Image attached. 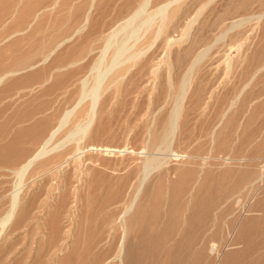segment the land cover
Returning <instances> with one entry per match:
<instances>
[{
  "label": "bare ground",
  "instance_id": "obj_1",
  "mask_svg": "<svg viewBox=\"0 0 264 264\" xmlns=\"http://www.w3.org/2000/svg\"><path fill=\"white\" fill-rule=\"evenodd\" d=\"M7 1L0 0V4ZM214 1L124 0L119 4L120 16L112 20L105 30L97 33L102 44L93 65V84L86 89L88 77L81 79L80 95L61 113L37 147L14 169L17 184L8 208L0 217L1 230L7 225L16 228L28 212L26 202L20 203L19 192L23 178L30 172L33 164L50 151L68 146L65 152L55 155L59 160L55 161L49 170L59 171L61 165L69 162L78 163L77 168L89 164L90 170L92 162L106 165L113 171L128 169L124 175L111 177L112 183L108 186L110 191L107 198L109 202H119V206H116L114 212L103 217V221L110 224L106 238L110 240L117 237L112 258H116L121 264H137L135 257L131 256L132 252L136 249L144 250L160 231L165 235L175 234V241H183L186 246L197 240L198 251L203 252L202 230L209 216V207L217 204L220 197L240 187L248 190L244 199L237 196L234 201L241 208L228 230L226 239L229 240L233 235L243 246L226 251L219 264H229L228 262L236 256L240 257L238 261L243 260L244 263L245 254L247 256L249 252L252 253L255 248L253 246H257L264 239V213L257 217L247 209L250 203L253 204V195L264 185L262 175L253 177V144H250L253 140L250 130L253 123L251 102L254 94L264 93V85L253 91V83H257L258 74L264 69V49H258L255 53L245 52L251 42L253 19L264 26V0H221L218 8L213 5ZM56 2L57 0H54L50 6L53 7ZM151 3L154 5L150 7ZM92 5L94 6V0H90L82 21L71 33L58 40L42 61L57 47L81 34L89 23ZM36 15L38 12L34 17ZM174 45H178L175 50ZM212 63L222 64L226 80L231 76L233 68L240 67L241 80L230 93L218 94L217 82L208 84L201 75L199 79L194 80L196 70H199L202 64L204 66ZM159 64H164L167 68L166 94L172 95L170 108L166 112L163 111L165 104L158 103L161 94L156 93L154 98L151 96L147 120L139 124L138 128L136 125L137 129L131 128L132 118L130 120L129 117L125 118V123L119 130L106 127L105 119L100 114L104 105V101L100 100L102 90L122 84L132 70L125 83L131 84L129 88L134 91L133 84L140 94L145 82L149 81L151 86L155 87ZM16 71L1 73L0 83ZM173 73L178 76L177 88L174 90L172 86L175 81L171 79ZM123 91L126 94L127 87H124ZM85 97L88 99L83 105ZM210 106L216 107V113L213 119L208 120L206 112ZM82 108L81 117L74 121L66 138L55 140L61 129ZM242 112L247 113L239 119ZM238 127L241 128L242 135H234V129ZM206 132H209V140L216 151L228 152L223 156L225 168L212 176L201 166L198 171L189 165L178 168L177 175L168 179L167 185L168 189L172 190L170 205L173 208L180 204V197L182 199L187 187L192 183L187 194L188 203L184 207L185 223L182 227L179 226V218L174 215L175 218L170 224L157 225L161 214L158 205L162 196L159 188L163 174L169 172L173 160L189 163L192 159L200 157L206 146L207 139L202 138ZM93 140L97 143H93ZM119 140L123 141L122 145L118 144ZM244 143L247 147L239 149V145ZM154 148L162 153L155 154L150 150ZM84 152L88 154H83ZM91 152L97 155L128 153L127 157L133 160V164L119 160L108 165L106 160L91 159ZM235 159L243 161L237 168H232L230 164ZM260 170L263 174L264 165ZM104 177L109 178L110 175L105 174ZM253 180L259 181L254 189ZM152 189L154 193L148 199ZM255 204L264 205V195L258 198ZM63 208L64 205L56 216L47 218L46 234L50 245L52 240L58 242L56 245H60L65 239L69 241L66 255L62 254L55 264H76L79 257L77 233L84 228L79 224L71 226L75 220L74 216L62 213ZM68 211L71 213L72 209L69 208ZM214 216L217 218L216 211ZM179 229L184 232H179ZM226 245L228 243L224 246ZM209 249L212 252L217 251V244L210 243ZM257 250L256 247L255 251ZM168 252L173 255V263L169 264H175V260L185 254L171 247ZM99 259L92 262L89 260L86 264H98ZM257 260L258 258L253 259L250 256L245 264H264V260ZM99 264L109 263L101 260Z\"/></svg>",
  "mask_w": 264,
  "mask_h": 264
},
{
  "label": "rangeland",
  "instance_id": "obj_2",
  "mask_svg": "<svg viewBox=\"0 0 264 264\" xmlns=\"http://www.w3.org/2000/svg\"><path fill=\"white\" fill-rule=\"evenodd\" d=\"M53 1L8 0L7 3L0 4V74L8 70H17L0 83V217L8 208L12 192L17 184L14 169L37 147L61 113L80 95L81 79L84 76L88 77L86 89L93 84L92 74L95 72L93 65L102 44L97 33L105 30L112 20L120 16L118 7L124 0H94L89 23L81 34L57 47L46 60L42 61L48 50L53 48L58 40L71 33L82 21L90 3V0H57L51 7ZM220 4L221 0L213 2L215 8H218ZM153 5L154 3H151L150 7ZM37 12L38 15L34 17ZM250 36L251 42L247 45L245 52L255 53L260 49L263 50L264 26L254 19ZM177 48L178 45L173 46V50ZM70 62L73 63L68 65ZM32 64L33 66L30 67L29 65ZM219 64L218 66L214 63L204 64V66L202 64L199 70H196L194 80L199 79L201 75L208 84L217 82L218 94L230 93L241 80L240 67L233 68L231 76L226 80L227 77L223 76L222 64ZM158 67L159 75L155 87L151 86V82H145L140 94L137 93L133 84L134 91L129 88L131 84L128 83L127 86L125 83L132 70L122 84L102 90L100 100L104 101V105L100 114L105 119L106 127L119 130L124 125L125 118L129 117L130 120L132 118L133 127L131 128L137 129L139 124L147 120L151 96L154 98L156 93L161 94L158 103L165 104L163 111L166 112L170 108L172 95L166 94L167 68L164 64H159ZM263 74L264 69L258 74L257 83H253V91L264 85ZM177 77L175 73L172 74L171 79L175 81H173L172 90L177 88ZM124 87H127L126 94L123 91ZM87 99V97L84 98L83 105L86 104ZM251 103H263L262 108L256 109L253 106V127L259 128L262 132L264 131V93L254 97ZM82 110L83 108L61 129L55 140L66 138L74 121L81 117ZM215 110V106L207 109L208 120L213 119ZM210 137L209 132L202 136L207 140L200 157L192 159L189 163L173 160L170 163L169 172L163 174L162 185L159 188L162 196L158 205L161 214L157 225L170 224L175 218L174 215L179 218V226L182 227L185 223L184 207L188 203L187 194L192 183L187 187L182 199L180 197V204L173 208L170 205L172 190L168 189L167 185L168 179L177 175L178 168L189 165L194 166L198 171L201 166L205 171L208 170L211 176L225 168L223 156L228 152L216 151L212 147ZM256 139L253 137V141ZM93 143L97 141L93 140ZM118 144L122 145L123 141L119 140ZM138 146L140 145H136ZM67 148L68 146L63 149L57 148L42 156L23 178L19 199L20 203L26 202L28 212L16 228L7 225L0 229V264H55L56 259L62 254L66 255L68 239L60 245H56L58 242L52 240L50 245L45 228L47 218L56 216L62 205H64L62 213L74 216L75 220L71 226L79 224L84 228L77 233L79 257L76 264H86L89 260L92 262L99 258L102 259L97 260L98 264L101 260L109 264H121L116 258H112L117 237L111 238V241L106 238L110 224L103 221V217L107 213L114 212L119 206V202H109L107 198L110 191L108 186L112 183L111 177L124 175L128 169L113 171L106 165L92 162L90 170L89 164L77 168L78 163L69 162L61 165L59 171L49 170L48 168L59 160L55 155L65 152ZM150 150L155 154L162 153L159 149ZM85 153L88 154L87 152L83 154ZM128 155V153L97 155L91 152V159L106 160L108 165L119 160L133 164V160L128 158ZM241 161L243 160H233L230 167L237 168ZM262 165H264V156L253 159V177L260 175L264 177V173L262 174L260 170ZM105 174L110 177L105 178ZM258 183V180H253V189ZM263 188L253 195V204L250 203L247 207L253 216L259 217L264 213V205L255 204L257 199L264 195ZM247 190V188H235L228 192V195L220 197L217 204L209 207V216L202 230L203 252L199 253L197 240L186 246L187 244L185 245L183 241H175V234L165 235L160 231L148 247L144 250L136 249L131 256L135 257L137 264H165L166 262L169 264L173 263V255L168 252L171 247L185 252L175 260V264H219L226 251L243 246L241 242L234 239L233 235L229 240L226 237L241 208L234 201L237 196L244 199ZM153 193L154 189L148 194V199ZM69 208L72 209L71 213L68 211ZM215 211L217 218L214 216ZM182 229H179V232H184ZM212 242L217 244L218 250L215 252L209 249ZM225 242L228 245L224 246ZM253 247H257L258 250L255 251L253 248L252 253L249 252L247 256L245 254L244 263L243 260L238 261L239 256L233 257L228 263L245 264L250 256L253 259L258 258V262L264 260V239Z\"/></svg>",
  "mask_w": 264,
  "mask_h": 264
},
{
  "label": "crops",
  "instance_id": "obj_3",
  "mask_svg": "<svg viewBox=\"0 0 264 264\" xmlns=\"http://www.w3.org/2000/svg\"><path fill=\"white\" fill-rule=\"evenodd\" d=\"M260 94H262V93L254 94L253 98L257 97ZM251 106L252 107L254 106L256 109H257V107L262 108L263 107V103H254ZM244 113H247V112H242L241 115L239 116V119L242 118V115H244ZM251 124H252V126H251L250 130L252 131V136L254 138H257L256 140H254V141L252 140L250 142V144H253V159H254L255 157L258 158L260 156H264V131L261 132L259 130V128L253 127V123H251ZM238 133H239V135H242L241 128H239V127L234 129V135L238 134ZM240 138H242V136ZM244 146L247 147V145L245 143L243 145L240 144L239 145V147H240L239 149H241ZM241 155L242 154H240V156Z\"/></svg>",
  "mask_w": 264,
  "mask_h": 264
}]
</instances>
